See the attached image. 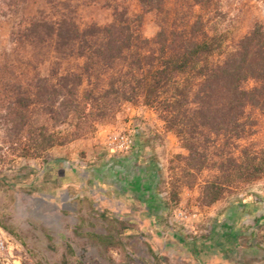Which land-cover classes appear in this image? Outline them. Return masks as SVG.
I'll use <instances>...</instances> for the list:
<instances>
[{
	"label": "rangeland",
	"instance_id": "rangeland-1",
	"mask_svg": "<svg viewBox=\"0 0 264 264\" xmlns=\"http://www.w3.org/2000/svg\"><path fill=\"white\" fill-rule=\"evenodd\" d=\"M190 4L166 0L165 12L144 15L141 35L153 37L162 19L192 21L200 15L208 33H221L231 47L264 23V0H211L206 8ZM122 9L139 13L137 0H0V223L12 231L0 226V264H264V176L203 206L201 184L209 174L201 172L195 183L180 178L183 163L176 155L186 151L173 133L171 140L146 125L131 153H107L108 134L122 130L129 119L141 125L158 118L140 100L122 103L104 120L71 115L57 126L42 112H32L20 134L6 121V84L25 87L53 67L47 46L16 42L17 31L60 14L72 16L81 27L105 25ZM256 117L251 139L264 146V116ZM42 126L76 137L39 157L20 156L27 130ZM149 158L156 166L151 175ZM248 195L256 207L252 214L239 205ZM89 232L118 236L121 245L104 253Z\"/></svg>",
	"mask_w": 264,
	"mask_h": 264
},
{
	"label": "trees",
	"instance_id": "trees-1",
	"mask_svg": "<svg viewBox=\"0 0 264 264\" xmlns=\"http://www.w3.org/2000/svg\"><path fill=\"white\" fill-rule=\"evenodd\" d=\"M190 1L199 8L211 2ZM137 2L139 13L116 10L105 25L81 27L72 16L60 14L35 19L17 31L16 42L47 46L53 67L25 87L6 84V121L20 134L32 112H42L57 126L71 115L104 120L122 103L140 100L186 151L176 155L183 163L180 178L195 183L198 174L208 172L199 202L211 206L227 191L264 176V146L251 139L257 133L256 115L264 116V23L255 24L231 47L221 33H208L200 15L192 21L162 19L155 35L146 38L140 33L144 15L165 12L166 0ZM70 61L71 68L64 66ZM27 131L24 157H39L76 137L46 132L43 126ZM239 205L247 214L256 208L249 195ZM87 234L104 253L121 245L112 234ZM67 252H72L69 245Z\"/></svg>",
	"mask_w": 264,
	"mask_h": 264
},
{
	"label": "built area",
	"instance_id": "built-area-1",
	"mask_svg": "<svg viewBox=\"0 0 264 264\" xmlns=\"http://www.w3.org/2000/svg\"><path fill=\"white\" fill-rule=\"evenodd\" d=\"M140 132L139 122L129 119L122 130L108 134L104 148L111 156L127 155L132 152Z\"/></svg>",
	"mask_w": 264,
	"mask_h": 264
},
{
	"label": "crops",
	"instance_id": "crops-1",
	"mask_svg": "<svg viewBox=\"0 0 264 264\" xmlns=\"http://www.w3.org/2000/svg\"><path fill=\"white\" fill-rule=\"evenodd\" d=\"M140 112H141V111H139V110H137V109H135V108L132 109V113H135V114H137V115H139ZM146 114H147V113H146ZM153 121H154V122H153ZM146 125H147L149 128L156 130V132H158L159 134H160L161 132H163L164 135L162 134V136H166L167 138L173 140V135H172L170 132L166 131V130L162 127V123L160 122V120H159L157 117H154V119H153L152 121H148V120H147L146 122L141 123V128H142V129L145 128ZM141 134H142V133H141ZM146 148H147V146H146ZM146 162H147L148 175H151V174H153V173L156 171V166H155V164L151 161L150 158H149V159H146Z\"/></svg>",
	"mask_w": 264,
	"mask_h": 264
}]
</instances>
